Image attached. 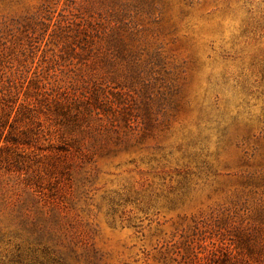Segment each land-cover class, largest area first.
<instances>
[{"label": "rangeland", "instance_id": "1", "mask_svg": "<svg viewBox=\"0 0 264 264\" xmlns=\"http://www.w3.org/2000/svg\"><path fill=\"white\" fill-rule=\"evenodd\" d=\"M0 264H264V0H0Z\"/></svg>", "mask_w": 264, "mask_h": 264}]
</instances>
